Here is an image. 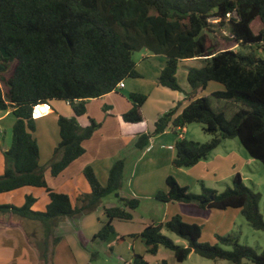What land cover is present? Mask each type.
I'll use <instances>...</instances> for the list:
<instances>
[{"label": "trees", "instance_id": "obj_1", "mask_svg": "<svg viewBox=\"0 0 264 264\" xmlns=\"http://www.w3.org/2000/svg\"><path fill=\"white\" fill-rule=\"evenodd\" d=\"M214 26L227 32L232 45L225 46L227 42L221 40L225 35L219 34L216 40L209 35ZM141 50L165 57L157 82L171 90L184 92L176 78L181 61L195 58L203 66L187 71V105L181 111L175 106L160 115L151 132L138 135V149L170 126L182 130L195 122L202 124L211 138L203 143L179 138L171 160L174 168H190L206 160L224 140L234 138L251 158L264 165V0H0V111L11 109L15 118L10 146L3 152L0 194L35 187L47 195L42 210L34 209L39 198L29 194L21 206L0 204V213L42 222L44 235L49 236L50 225L53 228L63 220L91 213L103 198L114 195L119 205L103 208L104 220L92 237L104 242L114 233L115 220L132 219L140 201L120 194L123 158L112 164L105 184L90 165L85 166L83 176L90 190L73 200L49 187L33 135V109L61 100L73 111L70 117L56 112L59 141L48 164L50 176L55 178L85 153L83 142L100 127L91 117H87V125H79L77 118L86 116L87 101L117 92V84L126 78L140 77L133 54ZM209 82L223 87L210 96L238 106L229 116L224 108L213 109L210 97L197 96ZM129 99L131 107L120 118L126 124L139 123L147 95L129 93ZM165 183L166 190L154 195L159 202L237 209L255 230H264L259 194L243 183L239 172L234 174L232 186L220 193L201 184V193L192 194L173 175H168ZM163 229L185 245H175ZM136 236L147 253L154 255L162 246L171 250L178 262L194 252L232 264H264V250L256 253L239 243L237 236H216L217 244H199L201 226L185 222L179 214L146 225ZM37 255L40 264H52L46 243ZM131 263L148 264L138 254Z\"/></svg>", "mask_w": 264, "mask_h": 264}, {"label": "rangeland", "instance_id": "obj_2", "mask_svg": "<svg viewBox=\"0 0 264 264\" xmlns=\"http://www.w3.org/2000/svg\"><path fill=\"white\" fill-rule=\"evenodd\" d=\"M226 33V31H221L219 27L214 26L213 33H209V35L213 37L214 40L220 37L218 36L219 34L223 36L225 35L224 38L221 39L222 41L224 40L227 42L225 43V46L232 45ZM233 48L235 50L241 49L242 51H248L247 48L245 49L238 46H234ZM254 49H256L258 53H261L260 49L256 47H254ZM144 51L145 50L135 52L133 54L134 60H137L141 54L144 53ZM159 58L164 60L161 56ZM192 60L193 59H187L181 61L176 72L178 84L181 88L187 91L188 85L186 81V74L188 69L200 68L203 66V63L199 59H194V61ZM150 77H152V72L148 71L147 77H145L144 80H141L142 83L148 84ZM139 79L141 78H126L124 83H129ZM182 81L186 84L182 83ZM222 89L223 87L221 84L217 82H209L204 89H201L197 93V96L210 97L212 108L215 110L224 108L227 116H229L238 106L229 102L226 103L223 99H217L210 96L215 90ZM118 93L130 102L129 94L124 91V89L119 90ZM174 93L177 97L183 96V92L181 93L179 91H175ZM156 99V96L153 94L148 98L147 102H145V105H143V112L148 118L147 123L150 125L152 119L149 114H154L158 108H161V106L157 104L159 102ZM52 103L58 113L64 116H73L72 108L66 102L58 100L53 101ZM178 105L179 102L175 101V106ZM90 108L91 110L96 109V104L91 102ZM45 112H48V107L46 104H42L35 111L34 115L39 117L40 114ZM52 117H54V114H50V116L44 119L34 121L35 131L33 132V135L39 147V163L40 165L45 166L46 170H48L49 161L51 160V157H53V148L59 141L57 123L56 120H50ZM9 119L13 120V116H9ZM77 121L80 126L88 124L86 116L78 117ZM186 126H188L189 129L195 130L193 131L195 133V137L193 139L194 141L203 143L210 140L211 136L204 132L202 124L194 122ZM0 128L1 136H4V133L2 132L5 131V137H0L1 166L4 162L3 152L6 148H9L11 141L8 120L0 122ZM216 155L220 157L230 156V158L227 162L220 159L214 161L216 159ZM207 159L213 162V169H211V174L209 176L205 174H201V176L210 177L213 180L212 182H193L190 178L183 179L181 175L177 174L181 182L180 185L187 186L189 191L195 195L201 193V184H203L206 188L214 189L220 193L227 187L232 186V178L235 173L239 172L243 183L259 194V211L264 221V165L260 161L251 158L239 143L237 138L224 140L210 153ZM192 174L195 175L194 172H190V177H192ZM75 187H78V192L81 191V188L78 185ZM21 189L1 193L0 204L21 206L24 201L23 193L27 189H30L34 196L44 193V190L41 188L29 187ZM156 203L158 204H152L151 200L141 199L139 206L136 210H134L133 219L128 222L115 221L114 233L106 242L97 239L93 240L92 237L99 230L101 222L103 221V208L119 205V201L114 195H109L103 198L97 208L91 213L81 216V220L80 218H76L72 220H63V222L65 221L63 224L59 222L57 226L48 230L49 236L44 235L45 229L42 222L24 219L26 222L24 225L22 224V226H7L8 230L0 232V238H8L10 241H12L13 238L19 240L24 239L28 248L29 244L27 240H30L31 244H33V247H30L38 249V251L44 249V244L46 243L52 253V264H132L131 262L134 254L143 256L148 264H161L162 261H165L166 264H232L227 260H210L201 257L194 252H191L184 261L178 262L174 258L173 252L162 246L159 247L157 253L154 255L147 253L146 247L141 238L136 235L143 230L151 219L155 220V218H157L156 220H158L160 218L159 216L161 210L159 208L160 206H157L160 204L159 202ZM176 204L179 205V214L182 215L185 222L196 223L201 226V237L198 240L199 244H217L216 236H224L228 234L237 236L239 243L252 248L258 254L264 250V230H255L246 221L240 210L231 208L225 210L203 209L184 203ZM0 215L3 214L0 213ZM16 217L18 216H15L14 219L17 220ZM21 218L22 217L18 219ZM162 233L170 238L175 245H185V241L174 233H170L165 229L162 230ZM45 237L49 240L47 239L46 241ZM57 237L59 239L56 241L55 239ZM220 246L225 250H230V247ZM8 249L10 252L15 249V252L20 254L21 250L24 248L21 241H19L14 246L8 247Z\"/></svg>", "mask_w": 264, "mask_h": 264}, {"label": "crops", "instance_id": "obj_3", "mask_svg": "<svg viewBox=\"0 0 264 264\" xmlns=\"http://www.w3.org/2000/svg\"><path fill=\"white\" fill-rule=\"evenodd\" d=\"M159 57L160 55L152 54L145 50L144 53L141 54L137 60H135L137 71L141 75L138 78L141 79L124 83V87L119 89H124V91H126L128 94L143 93L146 94L148 98L153 94L156 96V100L159 102L157 104H159L161 108H158L154 114H149L150 118L152 119L151 125L147 123L148 118L143 112V105H145V102H147L148 98L141 107L143 120L136 124H126L121 120V114L127 112L130 109L131 103L125 99L124 96L119 95V90L117 92H110L100 98L88 100L86 103V117H91L96 120L98 123H100V127L94 132L91 138L83 142L85 153L73 161L57 177H51L49 170H46L45 178L49 187L56 191L67 193L70 199L73 200L77 195L87 193L90 190L86 179L83 177V169L85 166L90 165L93 168L99 182H101V184H105L110 167L119 158H123L125 162L124 182L121 189L123 191H120V194L123 197L138 198L139 201H141V199H147L151 200L152 204H158L156 202L159 201L154 198V195L158 190H166L165 180L168 175H173L179 184H181V182L177 174L181 175L183 179L190 178L193 180V182L202 181L204 183L205 181H213L210 177L201 176V174L208 176L211 174V169H213L212 166H214V164L213 162L209 161V159L201 160L196 165L185 169L174 168L171 165V160L174 156L175 142L179 138L193 140L195 137V133L193 132L195 130L189 129L188 126H185L182 130H178L170 126L163 133L151 137L146 147L138 149L135 146L138 135L141 133L151 132L154 128V123L157 118L169 109L175 107V101L179 102L177 111H181L182 108L187 105L184 92L187 93L190 90L188 83V91L182 88L184 91L183 96L178 97L174 93L175 90L162 87L158 84L157 78L165 64V57L161 56L164 58V60L160 59ZM194 59L192 61H194ZM148 71L152 72V77L149 78L148 84H143L141 80H144L145 77H147ZM182 83L186 84L183 81ZM1 87L2 83L0 81V88ZM52 102H50V105H47L48 112L40 114L39 117L35 116L34 113L41 105H38L35 108V111L33 109V117H36L35 120L44 119L50 116V114H54V117H52V119L50 118V120H57L58 112ZM91 102L96 104V109L91 110ZM104 107L107 108L104 109ZM9 116H13L11 109L0 111V122L8 120L9 130L11 133V128L15 118L13 116L12 120L9 119ZM2 133H4V136L0 135V137L4 138L5 131ZM215 157L216 159L214 161L220 159L225 162H227L230 158V156H223V158L218 155ZM0 169L2 175L4 171V162L3 165L0 166ZM190 172H194L195 175L192 174V177H190ZM76 185L81 188L80 192L77 190L78 187H75ZM29 194L34 196L30 189L24 191V201L25 195ZM34 197L39 198V201L34 206V209L42 210L45 202L47 201L46 192L39 195L37 194ZM159 204L160 205L157 206H160V218L158 220H156L157 218H155V220L151 219L146 225L150 223H163L172 216L180 213L179 205L176 203L159 202ZM15 216L16 215L11 214L0 215V232L3 230H8L7 226L24 225L26 222L24 220L25 218L18 219L20 217H16V220L14 219ZM133 216L134 211L132 214V219ZM79 218L81 220L82 217ZM115 221L128 222L118 220ZM64 222L61 221V224ZM43 226L45 225L43 224ZM49 229H51V225L49 226ZM19 241H21L24 248L21 250V253H16L15 249L10 252L8 247L14 246ZM27 241L29 248L27 247L26 241L24 239L19 240L13 238L12 241H10L8 238H0V264H40L37 255L38 249H33V244H31L30 240Z\"/></svg>", "mask_w": 264, "mask_h": 264}, {"label": "built area", "instance_id": "obj_4", "mask_svg": "<svg viewBox=\"0 0 264 264\" xmlns=\"http://www.w3.org/2000/svg\"><path fill=\"white\" fill-rule=\"evenodd\" d=\"M124 87V82H119L116 86V89L119 90Z\"/></svg>", "mask_w": 264, "mask_h": 264}]
</instances>
